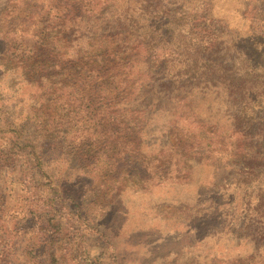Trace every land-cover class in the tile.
Instances as JSON below:
<instances>
[{
    "label": "rangeland",
    "instance_id": "rangeland-1",
    "mask_svg": "<svg viewBox=\"0 0 264 264\" xmlns=\"http://www.w3.org/2000/svg\"><path fill=\"white\" fill-rule=\"evenodd\" d=\"M63 1L0 0L3 149L43 101L16 85L21 53ZM75 3L51 24L62 37L53 47L70 58L94 40L126 50L133 100L116 104L136 119L133 150L84 168L68 144L52 151L39 139L41 168L0 164V264H264V0ZM58 197L74 199L82 220Z\"/></svg>",
    "mask_w": 264,
    "mask_h": 264
},
{
    "label": "trees",
    "instance_id": "trees-1",
    "mask_svg": "<svg viewBox=\"0 0 264 264\" xmlns=\"http://www.w3.org/2000/svg\"><path fill=\"white\" fill-rule=\"evenodd\" d=\"M75 2L76 0L63 1L64 8L60 19L52 17L48 20L47 26L43 28L46 30L42 29L37 35L38 42L27 58L24 59L25 52L21 53L18 70L24 73V77L16 85L21 91H30L33 97L40 95L43 101L40 104L37 102L34 109L23 114L24 123L20 128L7 130L11 136L7 137L8 142L5 143L4 149L0 146V164L24 160L25 170L28 169L29 172L41 168L46 143L39 146V139L46 141L47 147L52 148V151L60 150L63 144H68L72 148L74 159L84 168L92 164L95 157L120 156L124 151L131 153L133 150L136 119L132 117V110L124 112L116 104L121 100H133L128 92L131 90L130 82L126 80L125 75L129 61L126 50L117 46V43L107 46L94 40L95 45L99 43L98 48L80 49L70 58L53 47L62 37L54 31L55 28L51 24L72 16L76 6L80 7ZM7 52L4 51V55ZM4 88L5 83L0 80V90ZM85 97L88 98V105L83 102ZM42 104L50 105V108ZM129 113L131 120L126 116ZM34 131L38 137L34 136ZM1 134H4V130L0 127V140ZM55 135L58 136L56 140ZM109 163L106 161L105 166ZM115 164L113 167L117 171L118 162ZM106 173L105 178L108 176ZM0 200L3 204L0 209H7L6 200L3 197H0ZM56 201L65 204V210L71 219L82 220L80 206L74 199L58 197ZM55 212L59 215L58 211ZM33 213L35 219L37 211ZM42 221L44 222V219ZM58 222L59 220L55 219L49 220L50 227L56 231L51 233L52 244L57 241L61 244L64 239L58 236L62 233ZM67 235L68 231H65V236ZM51 257L55 260L54 254H51ZM32 259L36 261V258ZM72 259V262L77 261L74 256L70 258Z\"/></svg>",
    "mask_w": 264,
    "mask_h": 264
}]
</instances>
